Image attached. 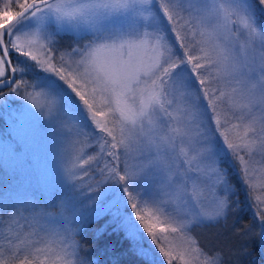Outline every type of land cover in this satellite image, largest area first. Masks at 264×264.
I'll use <instances>...</instances> for the list:
<instances>
[{
	"label": "snow or ice",
	"instance_id": "1",
	"mask_svg": "<svg viewBox=\"0 0 264 264\" xmlns=\"http://www.w3.org/2000/svg\"><path fill=\"white\" fill-rule=\"evenodd\" d=\"M7 96L60 137L71 213L0 199V264H97L93 224L126 244L110 264H227L192 230L227 222L230 171L259 229L235 234L264 250V0H0Z\"/></svg>",
	"mask_w": 264,
	"mask_h": 264
},
{
	"label": "trees",
	"instance_id": "2",
	"mask_svg": "<svg viewBox=\"0 0 264 264\" xmlns=\"http://www.w3.org/2000/svg\"><path fill=\"white\" fill-rule=\"evenodd\" d=\"M72 43L73 41L68 37H65L61 41V45L65 47ZM37 71L40 70L37 69ZM26 78L31 80V74ZM4 92L7 93L8 89H4ZM13 100L18 105H20V108H23L27 103L24 100L23 103L22 99L18 97L10 100L9 96H7V98L5 99V101L9 104V107L14 103ZM6 107L0 106V131H2L6 125L5 118L8 114V112L5 110ZM17 119L15 116L11 120L15 121ZM39 122L41 125L37 127V135L34 133L35 137H48L51 143L57 140V143L62 144L61 140L55 139V137L59 136L57 135L53 127L49 126L43 119H40ZM15 127V124H10L8 126V131L5 132L3 140H7L10 136L17 137L23 145V150L16 155L0 154V199H13L16 201L17 199H19L17 195V189H19L23 194L21 196L22 198L20 197V200H23L25 207L30 208L31 204L39 205L43 207L44 211H49L51 215L65 213L66 216H69V214L71 213V206L69 203H62V201H66L64 197L65 195L69 197V194L71 195V191H67L65 193V191L67 190L65 189V187L67 186L64 184V179L62 182L54 184L53 188L45 187L50 182L49 176L51 174L46 169L45 161L40 160L37 165H32V170H36L35 176L37 179H34L33 177V180L28 181L27 179L26 181L28 174H20V163L21 159L24 157L23 154L25 150H28L29 152L37 150V155H45L48 160L51 155L53 156V153L49 151H43V148L40 147L41 143L39 144L38 139L37 146L36 142L34 143L35 145L28 146V139H20V136L18 135ZM47 141L50 143L48 139L46 140V143ZM41 151L46 153H43ZM39 171H41L39 176L40 179L38 178ZM55 172L59 174L58 170H55ZM59 176L61 175L59 174ZM229 179L232 181V183L236 184L237 187L235 190V194L231 196V200L233 201V208L228 216L227 222L219 225L207 224L206 229L212 228V236L214 235V238L216 240V246L214 247L224 248L225 252L227 253V264H264V250L257 249L254 243L249 242L248 248L251 249V252L250 254H245L242 250L244 240L238 237L234 231V229L238 230L241 227L250 226L253 227L256 231L259 230L258 228H256V225L258 224V217L255 215L257 212V208L255 206L254 199L250 198L246 188L239 183V180L236 177L234 171H230ZM88 182L89 181H87L86 179L85 183ZM254 195L256 194L254 193L253 196ZM61 218L63 219V217ZM97 227L98 225L93 224L84 233L82 238L83 248L90 250L91 254L95 257L97 264H110V261L112 260L111 249L114 247L116 251L119 252L121 248L126 247V244L122 245L120 243L119 237L116 236H104L96 239L95 229ZM200 230L201 227L193 228L192 235L195 236L197 240L199 239L201 242L207 240L208 236L205 234V231ZM222 237H225L223 241ZM122 264H131V261L130 259L126 258L122 261Z\"/></svg>",
	"mask_w": 264,
	"mask_h": 264
},
{
	"label": "rangeland",
	"instance_id": "3",
	"mask_svg": "<svg viewBox=\"0 0 264 264\" xmlns=\"http://www.w3.org/2000/svg\"><path fill=\"white\" fill-rule=\"evenodd\" d=\"M33 54L37 55L38 58L41 57V53L39 51H34ZM34 63V62H33ZM9 99H15V96H9ZM13 104L9 107L8 103L5 101V99L0 98V106L1 107H6L5 110L8 112L6 118H5V128L0 131V140H3V137L5 135V132L8 131V126L10 124H15V129L17 130L18 135L20 136V139L23 138H27L28 139V146H32L35 145L34 143L36 142V146H37V139L39 140V144L41 143V146L43 148V151H49L51 153H53V156L51 155L49 160L45 155H37V150H34L32 152H29L28 150H25L24 154H23V158L21 159V167H20V174L24 175V173L28 174L26 181L28 179V181L37 179L35 176V171L36 170H32V165L35 164L37 165L38 162L40 160H43L46 162V169L49 171L50 176H49V184L45 187H49V188H53L54 184L60 183L63 181L64 179V175H63V160H62V144L57 143V140H55L54 142L51 143L50 139L48 137H43V136H39V138H37V136L35 137L34 133L37 135V127H39L41 124L39 122V120L41 118H37L36 116L30 114L29 112L26 111V105L23 108H20V105H18L14 100H13ZM22 102L24 103V101L22 100ZM18 116L17 120H11L13 117ZM43 125V124H42ZM24 135V136H23ZM30 135V136H29ZM28 136V137H25ZM49 140L50 143L46 140ZM55 139L60 140V137H55ZM43 141V142H42ZM48 148V150H47ZM55 150V151H54ZM41 151V152H43ZM54 151V152H53ZM46 153V152H43ZM55 170H58L59 174L62 176H59L58 173L55 172ZM38 178L40 176L41 171L38 172ZM55 173V174H54ZM54 174V175H53ZM40 179V178H39ZM65 180V179H64ZM39 181V180H38ZM41 181V180H40ZM64 184L67 186L65 187V189H67L65 191V193L67 191H71L69 185H67L64 181ZM256 195H261L264 196V188H260L259 185L257 186V189L255 191ZM17 195L20 199V197L23 195L19 189H17ZM70 194L69 197L67 195H65V200L68 201L70 198ZM22 198V197H21ZM9 201H15L13 199H10ZM49 202V201H48ZM34 206V204L30 205V208H32ZM47 213H49L50 215L48 217H46V219H48V221L50 223H52L54 226L56 225H60L63 223V219L61 217L66 216L65 213L62 214H54L51 215V213L49 211H47ZM25 215H27V213H25ZM70 216V214H69ZM212 225V224H210ZM206 225H201L198 227H201L200 231H205V234L208 236V239L205 241H200V244L205 247L206 249H212L215 245V238L214 235L212 236V228L210 229H206ZM197 228V227H196ZM225 239V237H222V241ZM170 240H172V242L174 243H179V238L176 237L175 239H173L172 237H170ZM158 251V250H157Z\"/></svg>",
	"mask_w": 264,
	"mask_h": 264
}]
</instances>
